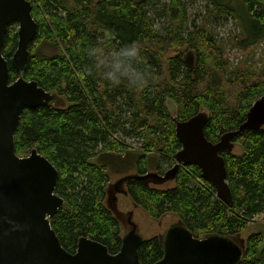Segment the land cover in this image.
Listing matches in <instances>:
<instances>
[{"label": "trees", "instance_id": "16d2710c", "mask_svg": "<svg viewBox=\"0 0 264 264\" xmlns=\"http://www.w3.org/2000/svg\"><path fill=\"white\" fill-rule=\"evenodd\" d=\"M30 1L38 31L29 45L23 75L64 96L66 104L25 108L15 131L16 153L26 156L37 148L58 170L56 192L65 203L51 218V226L63 247L74 253L78 239L87 236L116 253L122 243L121 225L105 204L112 175H143L160 168V159L154 162L156 154L171 160V166L181 147L177 121L200 111L208 112L209 140L219 142L224 134L238 130L251 106L264 97V65L260 70L255 63L230 68L206 28L189 27L183 0L168 1L164 31L156 28L148 0ZM241 2L260 29L249 36L255 42L264 36V0ZM216 5L238 16L230 4ZM17 28V22L8 26L3 47L8 59L17 48ZM132 41L140 48L136 67L148 80L143 89H134L127 81L112 86L87 55L94 45L110 52ZM43 45L50 47L42 50ZM186 49L194 52L193 68L184 62ZM19 75L10 65V81ZM168 99L175 103L176 115L170 113ZM129 135L139 137L140 145L128 144L123 136ZM231 142L243 148L241 154L233 147L220 150L233 193L231 204L217 196L196 164L181 165L172 187L129 179L132 201L158 220L168 213L177 215L196 237L242 236L251 222L264 217V128H245ZM245 240L238 264H264L263 233L253 232ZM162 256L159 236L144 239L139 247L143 264Z\"/></svg>", "mask_w": 264, "mask_h": 264}, {"label": "water", "instance_id": "95a60500", "mask_svg": "<svg viewBox=\"0 0 264 264\" xmlns=\"http://www.w3.org/2000/svg\"><path fill=\"white\" fill-rule=\"evenodd\" d=\"M12 22L18 24V39L17 48L8 59L3 47ZM37 31L30 0H0V264H143L139 247L145 238L133 212L113 209L110 198L107 206L122 228L119 251L110 253L105 244L87 236L78 239L74 253L67 251L51 226V218L65 203L56 192L58 170L37 148L26 156L16 153L15 131L25 108L66 104L57 92L44 89L23 75L29 45ZM189 53L195 57L192 51ZM10 65L20 73L14 81H10ZM207 118L208 112L200 111L177 121L175 131L181 148L175 153L176 162L165 173L128 174L121 180L138 178L161 184L175 179L181 165L196 164L201 176L215 187L217 196L231 204L233 193L220 150L232 149L231 139L239 131L264 125V97L251 106L239 129L224 134L219 142L207 138ZM158 236L163 256L152 264H238L246 248V240L240 234L196 237L181 219Z\"/></svg>", "mask_w": 264, "mask_h": 264}, {"label": "rangeland", "instance_id": "374dc122", "mask_svg": "<svg viewBox=\"0 0 264 264\" xmlns=\"http://www.w3.org/2000/svg\"><path fill=\"white\" fill-rule=\"evenodd\" d=\"M169 0H148L150 6V14L153 22L160 31H164L168 23L169 9L167 6ZM190 28L205 27L217 44L222 48L224 57L229 62V67L234 68L241 63H255L256 69L260 70L264 65V36L257 37L255 42L249 39V36L255 35L259 32V28L255 26L250 18L246 7L242 4L241 0H183ZM227 3L235 7L238 16L231 14L225 9L216 5V2ZM248 28L249 33L246 31ZM248 33V34H247ZM244 39H247L245 44ZM102 42V41H101ZM50 46L43 45L41 48L48 49ZM188 50V49H186ZM183 50L182 52L186 51ZM112 51L108 52L111 53ZM173 54V52H168ZM167 107L172 115H176L177 107L175 103L168 99L166 101ZM264 128V126H263ZM123 139L128 144L140 145V139L136 135L123 136ZM131 145V146H132ZM132 148V147H131ZM233 152L241 154L243 148L240 144H235ZM154 162L159 160L160 168H151L153 172L164 171L174 165L176 160L168 166L171 160L160 158L159 155H153ZM129 170L128 172H132ZM162 173V172H161ZM123 174H113L111 181H115ZM175 185V180L157 185L161 188L172 187ZM113 192L111 197L113 208H120L124 213L132 211L133 219L137 223L141 234L144 238L158 236L164 233L174 222L178 220V216L173 213H168L162 219H157L149 216L141 207L134 205L129 196L125 194H118ZM117 203V205H116ZM262 232L264 235V217L263 215L256 218L251 222L242 232V236L246 238L253 232Z\"/></svg>", "mask_w": 264, "mask_h": 264}, {"label": "clouds", "instance_id": "9594fccd", "mask_svg": "<svg viewBox=\"0 0 264 264\" xmlns=\"http://www.w3.org/2000/svg\"><path fill=\"white\" fill-rule=\"evenodd\" d=\"M87 55L93 59L102 78L112 86H119L127 81L134 89H143L147 83L144 72L136 67L140 61V48L137 42L122 45L119 49L106 52L98 46H91Z\"/></svg>", "mask_w": 264, "mask_h": 264}, {"label": "flooded vegetation", "instance_id": "af4514ba", "mask_svg": "<svg viewBox=\"0 0 264 264\" xmlns=\"http://www.w3.org/2000/svg\"><path fill=\"white\" fill-rule=\"evenodd\" d=\"M183 59H184V62L186 64H188L191 68L194 67V65L196 63L195 62L196 60H195V57L193 58V55L192 54H187V55L185 54V55H183ZM168 169L169 168L165 169L164 171H162V173H160V172H158V173L163 174ZM129 173H132V172H129ZM124 176H126V175L120 176L115 181H110L108 183V185L106 187V199H105V204L106 205H108V198L111 199V197L113 195V192H115V194L117 195L116 198H118V194H125V195L129 196L130 199L132 200V198H131V196L129 194L128 188H127V184H126L128 180H125V179L121 180ZM170 180H174V179H170ZM170 180H168V181H170ZM150 183H153L155 185H158V184L160 185V183H155V182H150ZM116 205H117V203H116ZM134 205H136V204L134 203ZM113 209H115V208H113ZM117 209L119 211L123 212L120 208H117Z\"/></svg>", "mask_w": 264, "mask_h": 264}, {"label": "bare ground", "instance_id": "6f19581e", "mask_svg": "<svg viewBox=\"0 0 264 264\" xmlns=\"http://www.w3.org/2000/svg\"><path fill=\"white\" fill-rule=\"evenodd\" d=\"M188 51H192V53L194 54V52H193V50L192 49H189V50H186L185 52H183V55H185V54H188ZM190 54V53H189ZM63 99H65V97L64 96H61ZM66 100V99H65ZM256 102V101H255ZM181 148V147H180ZM179 150V149H178ZM124 213V212H123ZM127 213V212H126ZM120 225H121V223H120ZM121 231H122V228H121ZM89 238V237H88ZM91 239V238H90Z\"/></svg>", "mask_w": 264, "mask_h": 264}]
</instances>
